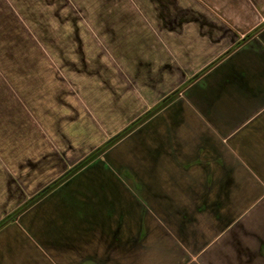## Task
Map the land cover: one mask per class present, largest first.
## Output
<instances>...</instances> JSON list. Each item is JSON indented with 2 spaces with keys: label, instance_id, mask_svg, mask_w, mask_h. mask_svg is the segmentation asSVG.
<instances>
[{
  "label": "crops",
  "instance_id": "obj_1",
  "mask_svg": "<svg viewBox=\"0 0 264 264\" xmlns=\"http://www.w3.org/2000/svg\"><path fill=\"white\" fill-rule=\"evenodd\" d=\"M263 23L264 0H0V222L213 65L0 229V264H264V27L233 49Z\"/></svg>",
  "mask_w": 264,
  "mask_h": 264
},
{
  "label": "trees",
  "instance_id": "obj_2",
  "mask_svg": "<svg viewBox=\"0 0 264 264\" xmlns=\"http://www.w3.org/2000/svg\"><path fill=\"white\" fill-rule=\"evenodd\" d=\"M211 67H209V68H211ZM173 99H174V96L171 97L170 99H168L167 101H165L163 104H159L157 107L153 108L152 111H150L145 117H143L142 119H140L138 122H135L133 124H130L125 129V131L122 134H120L118 137H115L112 141L105 143L104 146H102L100 149H98L93 154H90L75 169L71 170L64 177L60 178L56 183L52 184L48 190H46L45 192L40 193L38 196H35L33 198V200H29L27 202V204L25 203L23 206H21L15 212H13L9 216H7L3 221L0 222V229H2L6 224H8L11 221H13L16 218V216H18L22 211H24L28 207L32 206L33 204H35L41 198H43L44 196H46L49 192H51L52 190H54L55 188H57L60 184H62L63 182H65L71 176H73L74 174H76L77 172H79L82 168H84L85 166H87L89 163H91L92 161H94L95 159H97L98 157H100L107 150H109L111 147H113L118 142H120L123 138H125L128 134H130L132 131H134L136 128H138L143 122H145L146 120H148L151 116H153L156 112H158L159 110H161L164 106H166V104H168L169 102H171V100H173Z\"/></svg>",
  "mask_w": 264,
  "mask_h": 264
},
{
  "label": "water",
  "instance_id": "obj_3",
  "mask_svg": "<svg viewBox=\"0 0 264 264\" xmlns=\"http://www.w3.org/2000/svg\"><path fill=\"white\" fill-rule=\"evenodd\" d=\"M264 25V24H263ZM263 25H261V26H263ZM258 30V29H257ZM255 32V31H254ZM253 33V32H252ZM252 33H250L249 35H247L243 40H241L233 49H235L236 47H238L239 45H241L243 42H245L250 36H251V34ZM233 49H231L228 53H230ZM227 53V54H228ZM209 68V67H208ZM207 68V69H208ZM207 69H205L202 73H204ZM201 74V73H200ZM200 74H198V75H196L195 77H193L188 83H186L183 87H181L178 91H176V92H174V93H172L171 95H169L167 98H165L163 101H161L160 103H158L155 107H157L159 104H163L165 101H167L168 99H170L171 97H173V96H175V95H177V94H179L180 92H181V90L183 89V88H185L186 86H188L190 83H192L195 79H197L199 76H200ZM155 107H153V108H155ZM152 108V109H153ZM152 109H150L149 111H147L145 114H143L141 117H139L138 119H136L133 123H135V122H138L140 119H142L143 117H145L150 111H152ZM133 123H131V124H133ZM127 128V127H126ZM125 128V129H126ZM125 129H123L122 131H120L118 134H116L115 136H113V137H111V139H109L107 142H110V141H112L115 137H118L120 134H122L124 131H125ZM106 142V143H107ZM105 145V143L103 144V145H101L99 148H97L95 151H93L91 154H93L94 152H96L98 149H100L102 146H104ZM90 155V154H89ZM88 155V156H89ZM87 156V157H88ZM86 157V158H87ZM86 158H84L82 161H80L77 165H75L74 167H72L70 170H68L66 173H64L61 177H59L57 180H55L53 183H51L49 186H47L45 189H43L41 192H39L37 195H35V196H38L40 193H42V192H45L46 190H48L49 188H50V186L52 185V184H54V183H56L60 178H62V177H64L67 173H69L71 170H73V169H75L81 162H83ZM34 196V197H35ZM34 197H32V199H30V200H33V198ZM27 204V203H26Z\"/></svg>",
  "mask_w": 264,
  "mask_h": 264
},
{
  "label": "rangeland",
  "instance_id": "obj_4",
  "mask_svg": "<svg viewBox=\"0 0 264 264\" xmlns=\"http://www.w3.org/2000/svg\"><path fill=\"white\" fill-rule=\"evenodd\" d=\"M263 24H264V23H263ZM263 27H264V25L261 26V27H259L258 30H256L255 32H253L249 38L255 36V35H256V34H257V33H258ZM203 71H204V70H203ZM203 71L197 73V75L200 74V73L203 74V73H202ZM201 74H200V75H201ZM199 77H200V76H199ZM192 78H193V77H192ZM192 78H191V79H192ZM181 87H183V86H181ZM181 87H178V88L175 89L172 93L178 91ZM183 89H185V88H183ZM183 89H182L181 91H183ZM172 93H170L169 95H171ZM179 94H181V92H180ZM179 94L175 95L174 98H176V96H178ZM169 95H168V96H169ZM168 96H166L165 98H167ZM165 98H164V99H165ZM164 99H163V100H164ZM163 100H161V101H163ZM161 101H160V102H161ZM124 128H126V127H124ZM124 128H123V129H124ZM97 148H98V147H97ZM97 148H96V149H97Z\"/></svg>",
  "mask_w": 264,
  "mask_h": 264
}]
</instances>
